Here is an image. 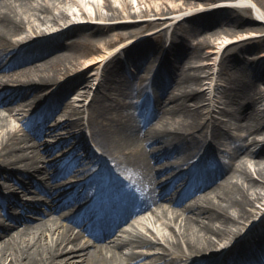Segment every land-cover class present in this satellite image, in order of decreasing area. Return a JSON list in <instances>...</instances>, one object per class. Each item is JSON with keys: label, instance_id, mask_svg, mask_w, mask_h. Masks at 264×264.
I'll return each instance as SVG.
<instances>
[{"label": "bare ground", "instance_id": "bare-ground-1", "mask_svg": "<svg viewBox=\"0 0 264 264\" xmlns=\"http://www.w3.org/2000/svg\"><path fill=\"white\" fill-rule=\"evenodd\" d=\"M70 1L0 0V111L8 112L0 113V264H132L148 255L147 264H181L183 259L186 264H258L264 255V211L256 213V204L264 199V162L259 160L264 157V138L248 141V137L264 129V107L256 108L263 101L264 88L245 79L241 69L233 67L242 62L239 57L246 49L241 48L227 60L233 68L226 73L231 86L223 82L221 72L204 63L216 54L214 51L192 58L187 69L182 65L187 54L182 53L176 62L168 51L170 55L164 54L163 61L169 64L156 70L149 84L143 72L152 73L157 63L154 55H147L152 45L135 41L132 35L161 26L169 18H135L150 13L164 16L185 10L189 4L136 0L144 8L129 11V0H78L80 14L75 21L69 13ZM231 2L238 4L227 7L232 11L253 6L251 21L264 22L262 9L252 0ZM87 4L94 6L93 13L86 10ZM216 9L189 16L197 24L191 37L218 34L211 27L217 17ZM128 29L131 31L126 33ZM81 31L87 36L103 35L88 42L82 53L74 50V40H69L71 46L67 48L63 40ZM158 34L163 35L168 47L183 48V41L174 33L165 37L161 29ZM122 54H144V60L137 63L139 69H144L123 76L119 72ZM260 66L264 70V60ZM99 68L100 74H93L97 85L88 102L86 121L89 138L114 165L111 172L115 184L97 203L102 202L104 216L123 209L129 202L169 205L170 212H161L166 219L153 221L161 226L155 228L156 239L162 245L159 254L135 251L150 250L154 245L147 238H138V232L125 241H108L105 234L94 238L91 228L82 221L92 218L95 208L79 213L82 196L94 187L100 190L95 181L105 179L104 166L90 157V147L83 138L84 123L79 117L80 98L86 97L92 77L88 72ZM209 77L216 80L214 87L222 90L223 101L217 104L223 105L219 111L223 118L213 117V110L203 103L202 80ZM235 83L242 86L236 87ZM54 84L57 86L51 89ZM149 86L151 97L146 94ZM72 92H78V100ZM137 94H146L134 107L139 110L128 111L133 109L130 98ZM71 98L76 99L75 104ZM180 98L185 99L181 106L176 104ZM33 105L34 114L23 117L27 121L22 124V134L16 128H7L8 117L18 115L12 112L14 107L22 112L24 107ZM143 107L150 110L147 117L143 116ZM180 108L194 111L195 120L177 118ZM170 115L177 119L169 121ZM234 126L235 130L251 133L233 135L230 130ZM56 137L60 144H78L77 149L82 151L79 161L91 165L81 170V166L71 168L81 171L80 179L89 176L91 169L97 170L86 184L73 185L74 180H79L75 177L68 184L57 181L64 171L46 159L63 148L42 149L45 141L53 142ZM204 138L208 141L206 150L199 143ZM260 142L263 143L257 153L250 150ZM227 144L231 146L229 150L224 147ZM209 157L214 162H208ZM3 166L13 170L5 171ZM188 180L196 186L183 188ZM16 186L35 195L33 201L25 202L31 206H22L13 196ZM70 187H75L74 195L67 194ZM215 198L217 202L213 201ZM189 200L192 202L187 204ZM63 205H72L64 210L63 219L68 224L55 220V212ZM139 209L135 211L139 213ZM77 223H81V229L75 231ZM247 226L250 228L245 231ZM86 234L90 238L84 239ZM197 258L204 261L198 263Z\"/></svg>", "mask_w": 264, "mask_h": 264}, {"label": "rangeland", "instance_id": "rangeland-1", "mask_svg": "<svg viewBox=\"0 0 264 264\" xmlns=\"http://www.w3.org/2000/svg\"><path fill=\"white\" fill-rule=\"evenodd\" d=\"M70 1V0H68ZM114 1V0H111ZM136 1V0H135ZM170 3H177L178 1H183V2H187L189 4L188 8L179 12H173L171 14H166V15H153V13H150L147 16H141L138 18H135V20H156V19H162V18H169V20L158 27H154V28H146V29H141L139 32H137L136 34L132 35V39L135 41H139V40H143V43H146L147 45H152L151 48V53H156V49L158 47L161 46V44L165 41L163 35L158 34V31L161 29H164V35L165 37L170 36L171 33H174L179 40L183 41V48L181 47H175L174 49L176 51H183V55L186 56L187 54V58L185 60H183L182 65L184 66V69H187L189 66V62L191 61L192 58L198 56V55H202V57L207 56L209 51H214V49L212 48H208L206 46H196L195 48L200 50L199 52H196V50H194V47H190L189 46V39H190V35L191 33H193L196 29L197 24L195 22H192L190 20V17L192 14L195 13H199V12H206V11H211L214 10L215 8L217 11V17L216 20H214L211 23V27H214L216 29V31L218 32L217 35H212L211 37H218L220 41H223V45L227 44V46L223 49L220 50L219 53H216L217 50H215L216 54L212 55L211 57H209L208 59L204 60V63H209L210 64V68H214L216 72H221V79L225 80V84L227 86H231L233 83H228V77L226 76V73H228L231 69H233L232 67H229L227 64V60L231 57L234 56L235 54H237L238 52H240L241 48H245L246 50L244 52H241V56L239 57L240 60L242 62L240 63H236V66L233 67H238L239 69L243 70V69H247V67H249V65H251V62H261L262 60H264V24L261 22H256V21H251L253 20V9H248V10H244L243 8H236L233 11L227 7H225V5H232L235 6V4L237 3H230L231 1L228 0H168ZM134 3V1H132ZM252 2H254L259 8L262 9L263 13H264V0H252ZM71 3V1L69 2V4ZM115 5H118V3H116ZM144 8V4H139V6L132 8V5L130 4V7L128 8L129 11H134L137 9H143ZM87 10L90 13H93L94 11V6L92 5H88L87 6ZM102 12L105 13V10L102 9ZM39 14V12H37ZM216 13V12H215ZM41 16H43V13H41ZM184 17H189L188 19H182ZM182 19V20H181ZM140 26H137L136 28H139ZM261 28V29H259ZM131 30H125L126 33H129ZM103 34L100 35H92V36H87V33H84L81 31L80 34H78L77 36L71 37L69 36L68 38H65L63 40L64 44L66 45V47H70L71 45L69 44V40H74L75 42L73 43L74 45V50L79 51L80 53L84 52L87 47H88V42H92L94 40H98ZM211 37H203L201 39H199V41H203L205 42L207 39L211 38ZM229 42V43H227ZM160 45V46H159ZM185 52V54H184ZM239 60V61H240ZM195 62V61H193ZM199 64L201 62H198ZM197 63V64H198ZM100 69L96 70V71H89L88 74H90L92 77L90 78V81L87 83V95L84 98H80L82 99V101L79 103L80 104V108H81V114L79 115L80 118H82V122L84 123V126L86 127V130L89 132L90 128L87 125V116H88V102L90 100V98L93 96L96 85H97V81L95 80V72H98L100 74ZM190 73L192 74L193 71ZM203 75V74H201ZM227 82V83H226ZM202 87L205 89V101H203V103L207 106V108H210L211 110H213V112L211 113V115L215 118H223L220 114L219 111L220 109L223 107V105H218L217 101H223L222 99V90H217L216 87H214L216 80H214V78L209 77L208 79H204L202 80ZM238 83H235L234 86L236 87H241V85H237ZM259 85L264 86V80L261 82H258ZM54 86V87H53ZM55 86H57V84L52 85L50 88H55ZM81 90V89H80ZM73 94L75 93V98L78 100L79 98H77L78 92H72ZM72 93L70 95H72ZM76 99H72V102L75 101ZM185 102L184 98H180L176 101V104L181 106L182 103ZM28 103V101H26V104ZM74 104L76 102H73ZM25 105V104H24ZM33 106H26L24 107V111L19 112L17 111V109H19V107H14V109L12 110V112H17L18 115H15L14 117H8L9 119V125L7 126V128H16L18 129L19 133L22 134V130H24V126L22 125L23 123H25L24 120V115L28 116V115H33L34 114V110H33ZM256 108L258 109L259 106L257 105ZM32 110V112H31ZM200 112H203V109L200 110ZM1 114H5L8 115V112L6 111H0ZM179 115H181V118H184L186 121L188 122H193L196 118V114H194V111L188 110L187 108H180L179 111ZM176 116H168V120L171 121L173 119H175ZM180 118V117H177ZM176 118V119H177ZM203 118V117H202ZM201 120V119H200ZM52 120H49V124L51 123ZM235 123V122H234ZM233 127V124H232ZM210 129V127L208 128V130ZM231 134L236 135L238 133H242L244 135H248L251 132L249 131H238L235 130V126L234 128H232L230 130ZM255 138L256 140H260L262 138H264V129H261L260 131H258L257 133L251 134L248 137V141H250L252 138ZM88 138V137H85ZM200 145L203 147V149H207L208 147V141H206V139L204 138V141H200L199 142ZM249 143V142H248ZM263 142H260L258 145H252L250 147V150L252 151H256L257 149H260V147L262 146ZM242 144H244V142H242ZM51 146V142H47L45 144V146H43L42 149H44L45 147H50ZM96 147V146H95ZM102 152L103 158L105 157L106 159L108 158V156L106 155L105 152ZM112 152H116V151H112ZM51 158L52 157H48L46 159V162L50 163L51 162ZM250 159V158H249ZM260 161L264 162V157L261 156ZM109 161V160H108ZM109 164H111L109 162ZM3 170L5 171H12V168H4V166L2 167ZM17 173L19 170H16ZM238 175L240 173H237ZM253 175V174H252ZM244 175H241V177ZM62 179H59L58 181H61ZM63 181V180H62ZM17 188V186H16ZM14 193L13 196H15V198L17 200H19V202L21 203V205L23 206H31V205H26L25 202L27 201H33L35 198V195L33 193H25L22 192L20 189H14ZM213 201L217 202L218 199L215 198L213 199ZM192 202V200L188 201V203ZM263 205V206H262ZM256 206L259 208V210L257 211L256 209V213H260V211H264V199L261 201L260 204H256ZM247 209L253 210V208L251 207H247ZM180 209H178L179 211ZM170 212V210H169ZM181 213V211H179ZM63 214L64 213H59L58 215L55 216V220L58 223H63L65 224L66 222L62 219L63 218ZM169 215V214H168ZM170 216V215H169ZM168 216V217H169ZM166 218L160 219V220H165ZM262 219V218H261ZM250 226V225H249ZM245 227V231L249 230V228L251 227ZM157 227L160 228V223H155V224H151L149 226V228H147V230H144L142 232H139L137 234L138 238H147L149 240H151L154 245L152 246V249L150 250H146L144 248H136L135 251L136 252H140V253H145V254H152V253H161V249L162 245H160V242L156 239L157 237V229H155ZM79 227H74V230L77 231L79 230ZM166 231V230H165ZM153 232V233H152ZM87 237H84V239ZM240 239L235 240L233 243H237ZM230 248L226 249L224 252H222V254H225L228 252ZM150 254V255H151ZM149 256V255H148ZM147 256V257H148ZM147 257L142 258L141 260H136L134 263L132 264H147L146 262L148 261ZM147 258V259H146ZM231 258V257H230ZM232 259V258H231ZM198 263L201 261H204V259L201 258H197ZM138 261V262H137ZM181 264H186L184 262V259L179 261ZM158 264H162V262H159ZM170 264H173V262H171Z\"/></svg>", "mask_w": 264, "mask_h": 264}]
</instances>
